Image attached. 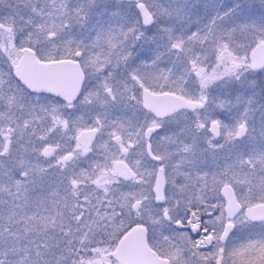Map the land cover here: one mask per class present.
<instances>
[{
	"label": "snow or ice",
	"instance_id": "1",
	"mask_svg": "<svg viewBox=\"0 0 264 264\" xmlns=\"http://www.w3.org/2000/svg\"><path fill=\"white\" fill-rule=\"evenodd\" d=\"M0 264H264V0H0Z\"/></svg>",
	"mask_w": 264,
	"mask_h": 264
}]
</instances>
